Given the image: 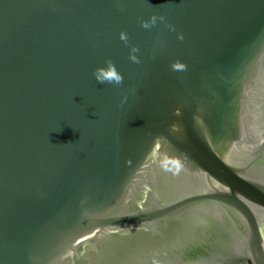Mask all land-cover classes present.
Masks as SVG:
<instances>
[{
	"label": "water",
	"instance_id": "water-1",
	"mask_svg": "<svg viewBox=\"0 0 264 264\" xmlns=\"http://www.w3.org/2000/svg\"><path fill=\"white\" fill-rule=\"evenodd\" d=\"M0 264H264V0H0Z\"/></svg>",
	"mask_w": 264,
	"mask_h": 264
},
{
	"label": "clouds",
	"instance_id": "clouds-1",
	"mask_svg": "<svg viewBox=\"0 0 264 264\" xmlns=\"http://www.w3.org/2000/svg\"><path fill=\"white\" fill-rule=\"evenodd\" d=\"M94 76L96 77V79L98 80L99 83H104L105 82V78H103L101 75H99L98 73L94 72ZM117 82L119 81V78L117 77ZM108 82H111V77L108 78Z\"/></svg>",
	"mask_w": 264,
	"mask_h": 264
}]
</instances>
